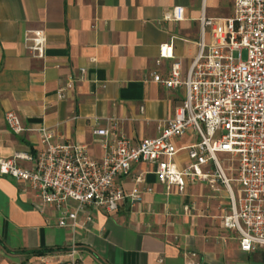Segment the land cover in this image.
I'll return each instance as SVG.
<instances>
[{
    "label": "crops",
    "instance_id": "1",
    "mask_svg": "<svg viewBox=\"0 0 264 264\" xmlns=\"http://www.w3.org/2000/svg\"><path fill=\"white\" fill-rule=\"evenodd\" d=\"M176 6L184 8V19L165 20ZM233 12L234 0H0V157L36 154L43 127L57 142L87 146L96 159L105 149L94 131L111 120L118 121L111 138L124 134L139 143L158 136L185 99L184 88L153 80L154 73L167 77L173 62H158L160 45L174 41V60L185 74L198 52L202 16ZM38 30L46 37L42 55L30 48ZM9 110L20 116L23 132L8 127ZM197 139L189 131L175 143L181 148ZM187 160L185 150L175 158L181 166ZM139 174L142 183L135 181ZM122 185L143 191L142 201L126 199L112 213L91 207V220L82 215L73 230L58 226L52 208L40 211L33 189L0 175V264H73V247L77 264H264V247L243 252L237 232L218 227L226 208L215 193L223 185L209 195L203 182L180 191L159 182L147 162L136 163ZM46 248L54 251L29 254Z\"/></svg>",
    "mask_w": 264,
    "mask_h": 264
},
{
    "label": "built area",
    "instance_id": "2",
    "mask_svg": "<svg viewBox=\"0 0 264 264\" xmlns=\"http://www.w3.org/2000/svg\"><path fill=\"white\" fill-rule=\"evenodd\" d=\"M184 16V8L176 6L164 18L181 21ZM200 25L198 52L185 74L181 62L174 60V41L159 47L158 62H173L167 77L154 73L153 80L169 89L184 88L185 99L159 126L158 136L139 143L124 134L111 138L118 130V121L111 120L109 128L94 131L103 137L105 149L101 159H96L87 146L57 142L53 131L43 127L42 147L36 154L16 152L0 157V175L33 189L41 199L40 211L52 208L58 226L77 230L82 215L91 220L87 213L91 207L112 213L126 199L132 205L140 203L143 191H126L122 179L132 174L136 163L147 162L159 182L180 191L197 182L213 190L223 185L229 192L223 227L237 232L243 252L264 247V0H234L231 16L203 15ZM30 40L34 43L30 48L42 55L43 31H35ZM5 121L16 134L25 130L14 110L6 112ZM189 131L196 133L197 141L178 147L175 139ZM182 150L188 160L181 166L175 158ZM221 153L233 165V177L227 175ZM22 161L32 166H24ZM135 181L144 182V175H137ZM77 253L75 247L69 251L73 264H77Z\"/></svg>",
    "mask_w": 264,
    "mask_h": 264
},
{
    "label": "rangeland",
    "instance_id": "3",
    "mask_svg": "<svg viewBox=\"0 0 264 264\" xmlns=\"http://www.w3.org/2000/svg\"><path fill=\"white\" fill-rule=\"evenodd\" d=\"M242 56H243V58L245 59L246 58V56H247V50L246 49H244L243 50V52H242ZM225 155H223V156H221V157H224ZM223 162H224V168H226L228 171H226V173H227V175L229 176V177H233V172L230 170V167H232L231 166V164H230V162H228V159L227 158H225V159H223ZM210 187V186H209ZM211 190H213L211 187H210V189L209 188H207V190L205 191V193H206V195H209V192L211 191ZM216 194V196H218L220 199L222 198V200H225V202L223 203V205L221 206V209L222 208H226V213H223V212H221L220 214H219V216H218V227L220 226V227H222L223 226V224H222V217H223V215H225V214H227L228 212H229V204H228V201H227V199L225 198V195L227 194L226 193V191L223 189V187H222V190L220 191V192H218V193H215ZM222 194V196H220ZM211 195V194H210ZM224 196V197H223ZM225 198V199H224ZM221 209H219V211H221ZM233 236L235 237V238H237V234L236 233H233Z\"/></svg>",
    "mask_w": 264,
    "mask_h": 264
},
{
    "label": "trees",
    "instance_id": "4",
    "mask_svg": "<svg viewBox=\"0 0 264 264\" xmlns=\"http://www.w3.org/2000/svg\"><path fill=\"white\" fill-rule=\"evenodd\" d=\"M54 249H43V250H32L29 252V254L31 255H35V256H42V255H45L46 253H49V252H53Z\"/></svg>",
    "mask_w": 264,
    "mask_h": 264
}]
</instances>
